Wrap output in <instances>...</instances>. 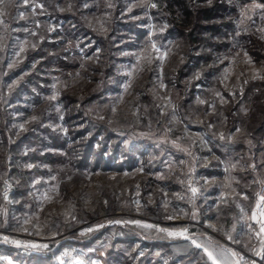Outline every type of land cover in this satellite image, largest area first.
<instances>
[{
	"label": "rangeland",
	"instance_id": "rangeland-1",
	"mask_svg": "<svg viewBox=\"0 0 264 264\" xmlns=\"http://www.w3.org/2000/svg\"><path fill=\"white\" fill-rule=\"evenodd\" d=\"M187 1L0 0V264L264 259V4Z\"/></svg>",
	"mask_w": 264,
	"mask_h": 264
},
{
	"label": "trees",
	"instance_id": "trees-1",
	"mask_svg": "<svg viewBox=\"0 0 264 264\" xmlns=\"http://www.w3.org/2000/svg\"><path fill=\"white\" fill-rule=\"evenodd\" d=\"M238 2H258V3H262L264 4V0H235ZM177 6H183V7H188V1L187 0H170L169 2V7L171 8V10H175V7ZM217 6L219 5H214L211 7H208V9H206V11L203 13V19L206 20L207 22H212L215 18L216 15V8H218ZM186 21H182L180 19H178V17H175V23L177 24H182L184 26H187L188 24L185 23ZM196 38V36H195ZM92 145L89 147V149H91ZM23 256V255H21ZM25 257V256H24ZM27 257V256H26ZM33 258H36V261L40 264H47V260L39 257V256H33Z\"/></svg>",
	"mask_w": 264,
	"mask_h": 264
},
{
	"label": "built area",
	"instance_id": "built-area-1",
	"mask_svg": "<svg viewBox=\"0 0 264 264\" xmlns=\"http://www.w3.org/2000/svg\"><path fill=\"white\" fill-rule=\"evenodd\" d=\"M37 250H39L42 255H47V249L46 247H33L31 244L24 245L19 248V253L23 256H30L34 254ZM237 264H264V259L262 257H246L244 255H241L238 259Z\"/></svg>",
	"mask_w": 264,
	"mask_h": 264
},
{
	"label": "snow or ice",
	"instance_id": "snow-or-ice-1",
	"mask_svg": "<svg viewBox=\"0 0 264 264\" xmlns=\"http://www.w3.org/2000/svg\"><path fill=\"white\" fill-rule=\"evenodd\" d=\"M26 2H27V0H25V3H26ZM153 6H155V5H153ZM165 55H166V54H165ZM192 191L195 192L196 189H192ZM260 199H261L262 201H264V196L260 197ZM258 207H259V205H258ZM260 214H261L262 217H264V208H262V209L260 210ZM252 218H253L254 220L256 219L255 214H253V217H252ZM116 223H120V221H116ZM133 223H137V224H139L140 222H139V221H134ZM261 223H262V226H261V232H264V221H262ZM145 227H152V226H151V225H145ZM88 231H92V229H88ZM161 231H166L167 234H168L169 236H172V237H175V236H182V235H184L183 232L168 231V230H166V229H161ZM185 231H186V230H185ZM193 243H195V241H193ZM33 247H35V245H33ZM44 247H46V246H44ZM197 247H199V245H197ZM233 255H235V253H233ZM208 256H209V259H213V264H216L215 259H214L213 255H212V253L209 252V253H208Z\"/></svg>",
	"mask_w": 264,
	"mask_h": 264
}]
</instances>
